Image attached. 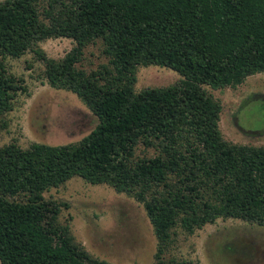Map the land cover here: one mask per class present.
I'll list each match as a JSON object with an SVG mask.
<instances>
[{"label": "trees", "instance_id": "trees-1", "mask_svg": "<svg viewBox=\"0 0 264 264\" xmlns=\"http://www.w3.org/2000/svg\"><path fill=\"white\" fill-rule=\"evenodd\" d=\"M70 39L60 60L39 44ZM101 42L108 63L88 71L85 49ZM35 54L56 90L97 117L81 141L0 145L1 264H110L60 222L66 204L45 193L73 178L106 185L143 205L158 240L155 264L176 229L193 235L218 219L264 227V146L233 144L222 104L205 87L236 88L264 73V0H4L0 2V134L26 92L8 58ZM182 79L137 92L138 69Z\"/></svg>", "mask_w": 264, "mask_h": 264}, {"label": "rangeland", "instance_id": "rangeland-1", "mask_svg": "<svg viewBox=\"0 0 264 264\" xmlns=\"http://www.w3.org/2000/svg\"><path fill=\"white\" fill-rule=\"evenodd\" d=\"M39 46L47 57L60 60L75 43L49 39ZM102 49L101 42L89 45L81 66L92 71L107 64ZM6 65L12 75L25 81L26 92L18 95L14 110L4 117L8 126L0 134L1 146L14 142L23 149L33 143L67 145L81 141L95 129L97 117L77 95L49 85L45 64L34 53L8 58ZM137 78V92L171 86L182 79L177 72L158 66L140 67ZM205 89L222 104L219 127L225 140L264 146V73L248 77L236 88ZM45 198L68 205L62 207L59 220L69 225L76 242L93 257L110 264L157 262L154 227L144 206L127 194L76 177L46 192ZM163 259L196 264H264V227L218 219L193 235L178 228Z\"/></svg>", "mask_w": 264, "mask_h": 264}]
</instances>
